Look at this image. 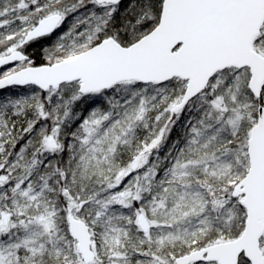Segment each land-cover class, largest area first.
I'll use <instances>...</instances> for the list:
<instances>
[{"label":"snow or ice","instance_id":"snow-or-ice-1","mask_svg":"<svg viewBox=\"0 0 264 264\" xmlns=\"http://www.w3.org/2000/svg\"><path fill=\"white\" fill-rule=\"evenodd\" d=\"M0 264H264V0H0Z\"/></svg>","mask_w":264,"mask_h":264}]
</instances>
